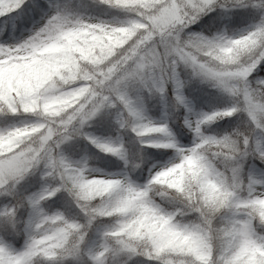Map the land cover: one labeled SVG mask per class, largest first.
Listing matches in <instances>:
<instances>
[{
	"label": "snow or ice",
	"instance_id": "6c2138e0",
	"mask_svg": "<svg viewBox=\"0 0 264 264\" xmlns=\"http://www.w3.org/2000/svg\"><path fill=\"white\" fill-rule=\"evenodd\" d=\"M0 264H264V0H0Z\"/></svg>",
	"mask_w": 264,
	"mask_h": 264
},
{
	"label": "trees",
	"instance_id": "16d2710c",
	"mask_svg": "<svg viewBox=\"0 0 264 264\" xmlns=\"http://www.w3.org/2000/svg\"><path fill=\"white\" fill-rule=\"evenodd\" d=\"M97 155H99V154H97ZM101 159L103 160V159H106V158L105 157H101ZM106 170H114V169H106Z\"/></svg>",
	"mask_w": 264,
	"mask_h": 264
}]
</instances>
